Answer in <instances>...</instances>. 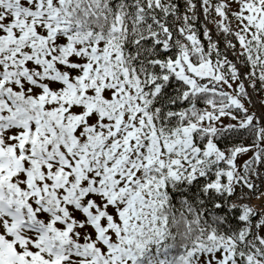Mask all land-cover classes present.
Wrapping results in <instances>:
<instances>
[{
    "label": "snow or ice",
    "instance_id": "6c2138e0",
    "mask_svg": "<svg viewBox=\"0 0 264 264\" xmlns=\"http://www.w3.org/2000/svg\"><path fill=\"white\" fill-rule=\"evenodd\" d=\"M0 264H264V0H0Z\"/></svg>",
    "mask_w": 264,
    "mask_h": 264
},
{
    "label": "rangeland",
    "instance_id": "374dc122",
    "mask_svg": "<svg viewBox=\"0 0 264 264\" xmlns=\"http://www.w3.org/2000/svg\"><path fill=\"white\" fill-rule=\"evenodd\" d=\"M254 203H256V201H253Z\"/></svg>",
    "mask_w": 264,
    "mask_h": 264
}]
</instances>
